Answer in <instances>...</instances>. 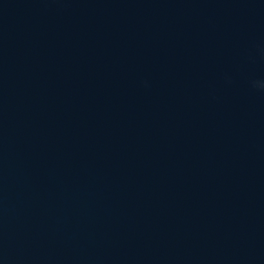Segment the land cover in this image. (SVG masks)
<instances>
[{
	"label": "water",
	"instance_id": "95a60500",
	"mask_svg": "<svg viewBox=\"0 0 264 264\" xmlns=\"http://www.w3.org/2000/svg\"><path fill=\"white\" fill-rule=\"evenodd\" d=\"M0 264H264V0H0Z\"/></svg>",
	"mask_w": 264,
	"mask_h": 264
}]
</instances>
